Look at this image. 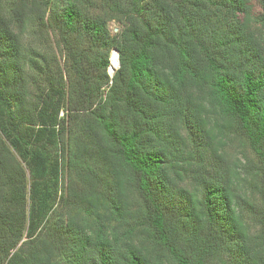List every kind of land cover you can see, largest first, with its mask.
Here are the masks:
<instances>
[{
  "label": "trees",
  "instance_id": "16d2710c",
  "mask_svg": "<svg viewBox=\"0 0 264 264\" xmlns=\"http://www.w3.org/2000/svg\"><path fill=\"white\" fill-rule=\"evenodd\" d=\"M0 264H264V0H0Z\"/></svg>",
  "mask_w": 264,
  "mask_h": 264
},
{
  "label": "rangeland",
  "instance_id": "374dc122",
  "mask_svg": "<svg viewBox=\"0 0 264 264\" xmlns=\"http://www.w3.org/2000/svg\"><path fill=\"white\" fill-rule=\"evenodd\" d=\"M250 2L255 6V8H258V2L259 0H250ZM109 28L111 30L112 33L116 32L115 30H117V24L114 21H111L109 23ZM225 151H226V158L225 160H220L221 164H236L241 160V153L243 152V150L237 146L236 143H229L227 144V146L225 147ZM243 162V161H242Z\"/></svg>",
  "mask_w": 264,
  "mask_h": 264
},
{
  "label": "built area",
  "instance_id": "2783aa9c",
  "mask_svg": "<svg viewBox=\"0 0 264 264\" xmlns=\"http://www.w3.org/2000/svg\"><path fill=\"white\" fill-rule=\"evenodd\" d=\"M115 56L117 58V63H118V55L115 50H112L110 58H109V66L107 67V73L109 74L110 77H112L113 73L115 70L118 68V64L113 68L112 67V57Z\"/></svg>",
  "mask_w": 264,
  "mask_h": 264
},
{
  "label": "bare ground",
  "instance_id": "6f19581e",
  "mask_svg": "<svg viewBox=\"0 0 264 264\" xmlns=\"http://www.w3.org/2000/svg\"><path fill=\"white\" fill-rule=\"evenodd\" d=\"M117 58L115 56L112 57V67L114 68L117 65Z\"/></svg>",
  "mask_w": 264,
  "mask_h": 264
},
{
  "label": "water",
  "instance_id": "95a60500",
  "mask_svg": "<svg viewBox=\"0 0 264 264\" xmlns=\"http://www.w3.org/2000/svg\"><path fill=\"white\" fill-rule=\"evenodd\" d=\"M118 55V54H117ZM118 65H119V60H118Z\"/></svg>",
  "mask_w": 264,
  "mask_h": 264
},
{
  "label": "clouds",
  "instance_id": "9594fccd",
  "mask_svg": "<svg viewBox=\"0 0 264 264\" xmlns=\"http://www.w3.org/2000/svg\"><path fill=\"white\" fill-rule=\"evenodd\" d=\"M116 51V50H115ZM117 52V51H116ZM118 54V53H117ZM119 66V65H118Z\"/></svg>",
  "mask_w": 264,
  "mask_h": 264
}]
</instances>
